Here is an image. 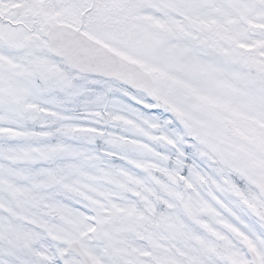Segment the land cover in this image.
I'll return each instance as SVG.
<instances>
[{
	"label": "snow or ice",
	"instance_id": "snow-or-ice-1",
	"mask_svg": "<svg viewBox=\"0 0 264 264\" xmlns=\"http://www.w3.org/2000/svg\"><path fill=\"white\" fill-rule=\"evenodd\" d=\"M0 264H264V0H0Z\"/></svg>",
	"mask_w": 264,
	"mask_h": 264
}]
</instances>
